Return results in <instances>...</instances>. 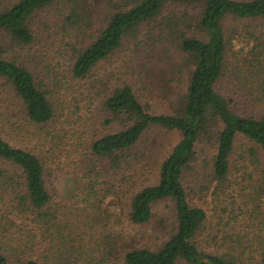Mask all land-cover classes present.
I'll use <instances>...</instances> for the list:
<instances>
[{
	"label": "trees",
	"instance_id": "trees-1",
	"mask_svg": "<svg viewBox=\"0 0 264 264\" xmlns=\"http://www.w3.org/2000/svg\"><path fill=\"white\" fill-rule=\"evenodd\" d=\"M0 1V78L21 100L32 125L48 126L58 113L52 101L58 82L38 75L33 51L41 29H49L39 18L50 10L51 17L71 26L75 50L70 74L75 81L87 80L128 36L157 22L172 7L185 10L163 17L168 22L161 23V35L175 37L172 43H178L190 69L186 92L177 97L169 114L151 112L129 85L110 92L103 103L105 125L111 131L118 123L119 129L102 135L89 148L88 172L95 178L87 187V198H97L94 180L105 172L125 179L132 192L129 221L134 225L148 224L155 204L173 201L175 230L163 247L135 248L121 256L112 241L97 255V243L86 239L72 216L84 219V211L68 213L67 204L48 192L41 158L0 137V245L6 249L3 241L12 242L5 254L0 250V264H243V254L236 248L223 255L200 251L197 236L207 214L191 205L184 174L200 142L216 136L211 173L215 181L225 183L234 147L244 137L260 150L264 186V0ZM152 129L177 132L181 140L162 162L157 185L137 188L130 177L134 174L128 176L137 165L131 151ZM99 162L106 166L98 171ZM15 229L19 235L12 238ZM239 248L244 252L240 243ZM261 256L264 260V250Z\"/></svg>",
	"mask_w": 264,
	"mask_h": 264
},
{
	"label": "rangeland",
	"instance_id": "rangeland-1",
	"mask_svg": "<svg viewBox=\"0 0 264 264\" xmlns=\"http://www.w3.org/2000/svg\"><path fill=\"white\" fill-rule=\"evenodd\" d=\"M97 5L101 7L100 1ZM184 10V7L168 8L157 22L144 25L133 37L128 36L116 53L99 63L85 81H75L70 74L75 50L71 26L51 17L52 10L43 14L39 19L48 23L49 29L48 32L41 29L40 39L34 46L35 67L41 77L58 82L52 87L57 119L48 126L28 122L21 100L8 82L0 78V137L13 147L29 150L41 158L48 192L57 202L67 204L68 213L70 210L84 211V219L74 213L72 216L76 225L81 224L79 228L84 229L82 233L86 239L97 243V255L99 249L108 248L112 241L121 256L135 248L157 251L175 230L172 200L155 204L152 220L139 226L129 221L132 192L128 191L124 178L101 173L98 180H94L97 198L94 195L87 198V187L95 178L94 173L88 172L92 157L90 145L102 135L119 129L118 123L111 131L105 125L107 116L103 103L110 92L129 85L155 114L172 113L177 97L186 92L190 78L186 57L178 43H172L175 37L161 35V23L166 26L167 17ZM96 17L103 21L99 14ZM180 140L177 132L148 131L131 151L137 162L128 174H134L130 176L136 182L133 185L137 188L157 185L162 162ZM215 153L216 136L204 138L195 160L184 174L191 205L207 214L197 236L198 247L209 255H223L236 248L243 254V264H264L261 256L264 250V186L260 182V150L250 140L239 138L231 157L230 175L223 184L215 181L211 173ZM99 163L98 171L106 166ZM15 231L17 229L12 238L19 235ZM1 239L0 236V244ZM3 242L5 248L10 249L12 242L9 245ZM6 249L0 245L4 254ZM177 264L188 263L179 261Z\"/></svg>",
	"mask_w": 264,
	"mask_h": 264
}]
</instances>
